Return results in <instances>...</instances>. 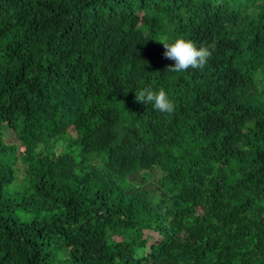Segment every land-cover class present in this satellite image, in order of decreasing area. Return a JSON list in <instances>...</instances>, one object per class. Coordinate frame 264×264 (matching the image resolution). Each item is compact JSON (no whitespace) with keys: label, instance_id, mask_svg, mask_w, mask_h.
<instances>
[{"label":"trees","instance_id":"1","mask_svg":"<svg viewBox=\"0 0 264 264\" xmlns=\"http://www.w3.org/2000/svg\"><path fill=\"white\" fill-rule=\"evenodd\" d=\"M0 264H264V0H0Z\"/></svg>","mask_w":264,"mask_h":264},{"label":"clouds","instance_id":"2","mask_svg":"<svg viewBox=\"0 0 264 264\" xmlns=\"http://www.w3.org/2000/svg\"><path fill=\"white\" fill-rule=\"evenodd\" d=\"M256 13L257 9L249 6L243 10L241 15L252 17ZM159 41L163 43L165 49L164 57L174 61V64L167 67L169 73H184L189 69L203 70L216 47L215 42H204L197 46L194 40L183 34H177L171 39L165 38ZM135 100L151 104L160 113L170 115L175 111V102L164 87L155 89L152 86H145L138 89Z\"/></svg>","mask_w":264,"mask_h":264},{"label":"rangeland","instance_id":"3","mask_svg":"<svg viewBox=\"0 0 264 264\" xmlns=\"http://www.w3.org/2000/svg\"><path fill=\"white\" fill-rule=\"evenodd\" d=\"M11 138H14V135L11 134ZM162 175V172L159 170H155L153 171V176L151 180H156L158 177H160Z\"/></svg>","mask_w":264,"mask_h":264}]
</instances>
